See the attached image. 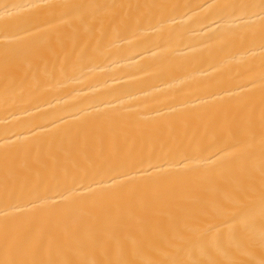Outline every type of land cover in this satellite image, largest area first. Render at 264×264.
Masks as SVG:
<instances>
[{
    "label": "bare ground",
    "instance_id": "1",
    "mask_svg": "<svg viewBox=\"0 0 264 264\" xmlns=\"http://www.w3.org/2000/svg\"><path fill=\"white\" fill-rule=\"evenodd\" d=\"M0 264H264V0H0Z\"/></svg>",
    "mask_w": 264,
    "mask_h": 264
}]
</instances>
